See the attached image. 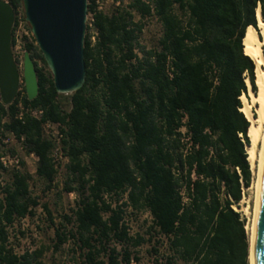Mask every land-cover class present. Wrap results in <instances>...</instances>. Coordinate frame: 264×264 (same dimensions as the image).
Instances as JSON below:
<instances>
[{
    "label": "trees",
    "instance_id": "obj_1",
    "mask_svg": "<svg viewBox=\"0 0 264 264\" xmlns=\"http://www.w3.org/2000/svg\"><path fill=\"white\" fill-rule=\"evenodd\" d=\"M258 8L264 19V0H132L108 14L89 0L86 80L70 94L56 90L35 37L26 42L39 93L30 100L23 84L12 104L0 100V158L2 138L13 132L52 189L59 170L43 124H60L69 157L62 189L78 197L55 229L54 247L71 241L73 264H139L133 248L146 239L131 234L129 208L149 210L150 228L166 238L169 253L158 264H250L247 220L234 206L253 182L241 96L250 97L246 79L258 90L244 46L250 28L260 33ZM136 15L160 20L159 48L141 44ZM14 35L15 26L13 45ZM28 109L43 112L37 118ZM5 170L0 159V177ZM32 179L15 170L0 181V264H43L45 247L19 252L12 241L17 223L41 204Z\"/></svg>",
    "mask_w": 264,
    "mask_h": 264
},
{
    "label": "water",
    "instance_id": "obj_2",
    "mask_svg": "<svg viewBox=\"0 0 264 264\" xmlns=\"http://www.w3.org/2000/svg\"><path fill=\"white\" fill-rule=\"evenodd\" d=\"M26 20L50 69L59 93H74L85 83V39L88 0H22ZM15 10L0 0V94L14 102L23 80L30 100L39 93L34 58L26 51L21 71L13 51ZM252 264H264V160L258 185V203L251 253Z\"/></svg>",
    "mask_w": 264,
    "mask_h": 264
},
{
    "label": "rangeland",
    "instance_id": "obj_3",
    "mask_svg": "<svg viewBox=\"0 0 264 264\" xmlns=\"http://www.w3.org/2000/svg\"><path fill=\"white\" fill-rule=\"evenodd\" d=\"M103 11L110 14L116 7H127L132 0H104ZM175 11L185 17V12L179 8V5H175ZM135 20H141L144 23L142 34L140 35V42L147 48L157 47L159 48V40L162 36V23L157 17H146L140 19L139 15L135 16ZM89 19L87 20V25ZM30 24L26 26L27 34L24 33L23 38L16 41L13 45V51L15 59L19 65L20 70H23V60L26 42L32 41V31L29 29ZM260 28V27H259ZM40 65H43L42 61H39ZM249 88L248 100L252 102ZM1 100V94H0ZM244 104V102H243ZM252 110L256 113V105L252 104ZM11 149L18 152L24 162L21 165V170H25L33 175L31 180V188L34 195L40 197V205L35 209L33 216H28L21 219L16 228L12 230V241L14 242L17 251L22 252L26 249H35L45 247L44 255L42 257L43 264H73L75 252L72 242H67L61 245L59 249H55L54 245L57 241L55 235V229L57 225H60L64 219L63 214H72V209L76 206L77 193H67L63 191V186L68 177L67 169L59 170L56 178V186L50 190L45 188V183L36 175L38 158L36 155H29L21 148L20 142L16 140L9 145ZM260 150V146H259ZM251 163V160H250ZM253 182L250 187L245 189L243 199L238 205H235V209L240 211L246 218V228L249 233V226L254 217L255 210V198H256V169L252 166ZM13 171H4L0 177L3 184L11 181ZM60 192V193H59ZM47 203L54 223L51 222L49 213L44 209L43 204ZM126 220L130 225V232L133 236L141 234L146 241L137 248H133V251L140 257L139 264H158L157 259L163 255L169 253L167 240L164 236H161L151 229L153 224L152 214L147 209L135 210L133 208L128 209ZM20 230V232H19ZM23 232V233H22ZM120 248V246H119ZM157 248L158 254L154 249ZM176 264H186L181 258H177Z\"/></svg>",
    "mask_w": 264,
    "mask_h": 264
},
{
    "label": "bare ground",
    "instance_id": "obj_4",
    "mask_svg": "<svg viewBox=\"0 0 264 264\" xmlns=\"http://www.w3.org/2000/svg\"><path fill=\"white\" fill-rule=\"evenodd\" d=\"M257 19L260 27V33L255 28H250L244 40L245 52L251 56L256 63V83L257 93L252 88L249 79H246L250 89V95L252 102L248 100L246 95H242L241 99L244 102V106L241 110L251 121L249 128V136L251 138V145L247 147L249 160H251L252 166L256 169V198H255V210L254 217L249 226L250 237V255L249 260L251 263V253L253 244L254 224L258 203V185L261 175V168L264 160V19L262 16L261 8L257 10ZM252 104L256 105V115L252 110ZM260 146V150H259Z\"/></svg>",
    "mask_w": 264,
    "mask_h": 264
},
{
    "label": "built area",
    "instance_id": "obj_5",
    "mask_svg": "<svg viewBox=\"0 0 264 264\" xmlns=\"http://www.w3.org/2000/svg\"><path fill=\"white\" fill-rule=\"evenodd\" d=\"M5 1L10 3L15 10L14 36L16 41H18L19 39L21 40L23 38L24 33L25 34L28 33V31L26 30L28 21L26 20L23 3L22 4L16 3L15 0H5ZM94 2L99 10L103 9L105 3L104 0H94ZM88 19H89V25L92 26L93 15L92 14L88 15ZM89 32L91 33L92 35L91 39L94 42L97 36L96 29L92 28ZM23 84L24 82L22 80L20 84V89H22ZM28 111L31 112L32 115L37 118H39L43 112L41 109H28ZM43 129L45 135L54 142V147L51 155L56 167L58 168V170L67 169V164L69 163V157L66 155L63 149V142H62L63 136L60 131V124L48 121L43 124ZM15 140L19 142L13 132H6L5 136L2 138L3 145H2V155L0 159L6 171L21 170L22 158L18 152L13 151L11 149V146H9L11 142H14ZM20 145L21 148L23 149L21 142ZM244 194H245V189H243V197Z\"/></svg>",
    "mask_w": 264,
    "mask_h": 264
}]
</instances>
